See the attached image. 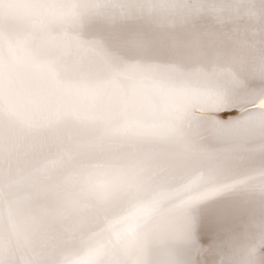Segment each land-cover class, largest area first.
<instances>
[{"label":"snow or ice","instance_id":"1","mask_svg":"<svg viewBox=\"0 0 264 264\" xmlns=\"http://www.w3.org/2000/svg\"><path fill=\"white\" fill-rule=\"evenodd\" d=\"M225 246L264 264V0H0V264Z\"/></svg>","mask_w":264,"mask_h":264},{"label":"bare ground","instance_id":"2","mask_svg":"<svg viewBox=\"0 0 264 264\" xmlns=\"http://www.w3.org/2000/svg\"><path fill=\"white\" fill-rule=\"evenodd\" d=\"M257 244L259 245V238H257ZM231 258H232V253H231V250L227 246H225L222 252L216 255L217 264H219L221 259H223L224 261H228Z\"/></svg>","mask_w":264,"mask_h":264}]
</instances>
